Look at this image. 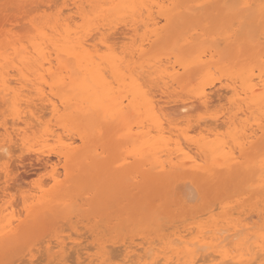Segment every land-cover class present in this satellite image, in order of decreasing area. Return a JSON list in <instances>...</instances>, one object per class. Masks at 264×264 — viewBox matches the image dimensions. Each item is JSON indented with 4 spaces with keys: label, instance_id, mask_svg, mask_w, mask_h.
<instances>
[{
    "label": "bare ground",
    "instance_id": "obj_1",
    "mask_svg": "<svg viewBox=\"0 0 264 264\" xmlns=\"http://www.w3.org/2000/svg\"><path fill=\"white\" fill-rule=\"evenodd\" d=\"M1 1L3 3L0 5L5 6L2 11L6 12V15L0 21V115L7 113V116L12 120L23 119L27 125L34 122L32 127L35 128L36 125L37 129L43 125L44 130H42L43 135L42 133L41 135L44 138L43 141L46 142L44 145H48V138L57 139L58 141L56 140L55 143L58 145L61 143L67 145L57 151L58 158L63 162L64 178L60 180L54 172V168L51 169L50 177L53 181V185L50 186L52 188L49 187L51 191L49 193L40 192L42 197L36 199L37 207H34L36 211L35 221H33L35 223L39 221L40 224L47 223V220L53 221V223L57 221L61 225L56 226L55 229L62 226L61 231H64L62 224L66 225V222L71 218L70 223L74 225L78 221L80 223V220L84 222L86 219H82L83 215L78 216L81 218L77 219L73 216V198L67 203L66 200L72 193H79L87 189L95 190L94 194L95 192L98 193L104 188V181L106 182L108 177H111L106 182V184L109 182V189L111 187L114 189L113 187L120 183L122 191L123 189L135 190L142 187L145 182L148 183L150 188L145 197L147 198L146 195L149 196V194L151 196L152 193L159 196L158 207L159 204L169 202V197H171L168 196L169 191H172L170 195L180 197V205L189 200L193 201L194 194L198 191L194 188L197 187L203 189V194L212 192H216L217 196L222 194L219 196L218 202L205 209L204 212L206 215L208 214V218L202 219L204 216L200 212L203 211V207L200 212L195 211L194 214L188 212L186 216H192L189 218L194 222L182 225L183 230H179L180 228L172 230L171 226L172 232L165 233V235L160 232V228L165 222L156 224V220L152 216L146 219L139 212L134 213L137 224V227L135 226L136 231L143 232L145 229L151 231L155 229L154 237L156 240L147 237L149 239L144 238L141 243L139 238L135 240L141 244L138 242L137 245L135 241V246L130 244L126 247L125 245L122 248L123 257L126 260L124 262L132 264H264V146L260 148V140L263 139V136L260 139L253 131L249 132L250 128L247 129L251 119L254 122L264 121V81L260 80L259 83H253L255 79L251 78L254 69L251 65L256 55H254L255 53L250 55L253 57H250L253 61L251 60L252 63H249V54L247 57L243 55L242 47L233 42L236 41L234 40L236 36L233 38L234 33L227 36L224 34L225 38L222 37L227 42V50L229 49L228 52H225L226 55L219 51L220 47H212L214 44L210 47L209 44L207 45L209 39L205 38V33L210 30L211 26L207 32L203 33L204 21H208L211 16L218 18L217 21H225L226 23L234 21L233 25L240 23L243 25L244 23L247 26V21L258 23L257 25L263 23L264 0H256L257 3L249 0L248 4L241 6H237L235 3L234 5L237 7L232 2L228 7L229 3L225 4L227 0H42L40 3L43 5L38 3L39 5L32 6L34 7L33 12H37L41 7H46L47 10H54V13L47 15L43 10L42 16L29 19L23 36H18L16 30L19 29H15L16 26L13 27L16 21L18 22L14 16V10L25 13L26 9L35 2L27 3L25 0ZM245 2L247 1L245 0ZM64 9L76 15L75 18L78 21L72 16H64ZM157 21H163L164 25L157 27L159 24ZM255 25L253 26L255 27ZM150 26L151 28L147 30ZM219 28V33L222 29H226L222 27L219 30ZM227 28L231 30L230 25ZM256 28L258 29V26ZM23 29H25V24ZM244 29L248 28L245 27ZM257 29L255 31L258 32ZM143 30L145 31L142 33ZM213 32L215 34V31ZM211 36L213 37L212 34ZM246 36L249 37L247 34ZM260 36L259 38L262 39ZM250 38H254L253 35H250ZM118 42L122 44L119 47ZM247 42L245 43L247 44ZM223 43H219V45L223 46ZM243 57L247 58V63L242 62L244 61ZM226 58L234 60L231 61L232 66L230 68L225 65ZM171 59L173 60L171 61ZM215 71L225 72L227 78L230 79L229 84L221 85L219 89L222 92L223 90L235 92L236 98L231 101L228 100V104L232 110L235 109V112L232 113L231 111L232 114L230 113V116H226L222 120L218 119L221 116L213 119L208 118L209 120L204 118L206 123L211 120V124L215 127H228L225 133L214 130L206 134L200 133L198 137L194 136L195 133H191L194 137L191 134L190 136L188 134L190 130L187 132V130L181 129L179 125L190 121L193 110L207 107L211 103L212 95L219 97L220 101L225 97H221L222 93L216 86L212 92L211 87L213 86L207 83L208 78ZM259 77L261 78V76ZM47 78L51 81L48 82ZM12 82H16V85L17 83L21 84L28 89L27 92L23 95L17 92L11 87ZM40 82L44 83L43 86H40ZM207 87L211 92L206 91ZM177 90L179 93L184 91L189 93L193 100L187 101L182 98ZM31 92H34V95ZM226 92L228 91L223 93ZM216 100L214 98L215 102ZM223 100L225 102V99ZM214 101L212 102L214 103ZM172 104L173 106H171ZM228 106L226 105L225 108ZM35 109L39 113L33 111ZM47 112L49 117L45 115ZM222 112L218 113L221 114ZM225 113L224 110L222 115ZM24 114L28 117H25ZM240 114L244 117H239ZM7 120L4 122L7 123ZM9 123L8 125L11 124ZM200 123L204 124L205 121H200ZM55 127L64 132L75 133L78 138L74 137L81 142L80 147L68 145L67 140V143L61 142V135L55 134ZM195 127L194 125L193 129ZM199 130L201 132L205 129ZM262 142L264 143V140ZM71 144L74 143L71 142ZM33 161L43 168L52 164L43 152H35ZM92 179L95 180L92 181ZM192 187L195 193L190 189ZM183 188H188L194 196H186L187 199L179 196ZM39 189H42L41 186ZM230 189L240 193L239 202L242 204L240 208L231 206L232 203L223 197V194L226 195ZM103 190L105 191V188ZM153 190L156 191L153 192ZM183 190V192L187 191ZM197 196L196 194V198H198ZM82 197L87 198L85 195ZM178 197L176 196V199ZM75 198V200L78 199ZM249 198L253 200L251 203H249ZM233 199L235 202L234 197ZM201 200L203 202V199ZM213 201H215V197H213ZM83 202L81 201V203ZM98 203L96 202V204ZM237 204L239 206V203ZM186 205L190 206V204ZM257 205L261 209H258ZM175 206L174 208H176ZM216 208L220 210L217 214L214 213ZM233 209L238 212L233 211ZM103 210L100 209L98 213L101 212V215H104L102 214ZM247 210L257 212V216L262 219L261 226L250 228L245 221L246 217L240 218L241 215L246 214ZM93 211L96 210L93 208ZM93 211L91 213L94 214ZM239 211H243L245 214L242 212L240 215ZM181 213L183 214V212ZM247 213H249L247 216L249 220V217H253L254 213L251 211ZM84 214L86 216L87 213ZM159 214L161 215V213ZM98 215L100 216V214ZM72 216L75 221L77 220V223L73 222ZM117 216L119 217V215ZM186 216L183 217V220L181 219V223L188 222L189 219L187 220ZM120 217H122L121 214ZM178 217H182L181 214ZM100 218L104 220L102 216ZM112 219L114 220V218ZM63 220L67 221L64 222ZM77 225H75L77 230H85L81 228L83 224L79 227ZM119 225L118 228L121 227ZM125 225L127 227L128 224ZM99 226L96 225V228ZM100 227L102 228V226ZM71 228L72 233L69 231V234L73 237L76 231H73V227ZM162 228L164 230V226ZM128 229L132 230V228ZM88 230L90 229L88 228ZM149 231L148 233L151 234L152 232ZM73 232L75 233L73 234ZM143 233L145 234V232ZM46 234L44 235L46 236ZM81 234V236L79 234L80 238L85 232H81ZM44 235L43 238H45ZM137 235L139 234L137 233ZM37 236L36 233V238ZM75 236L74 238H76ZM54 237L56 239L53 247L58 249L59 256L57 254L51 255L52 258L56 257L53 260L62 258L66 251L68 257L69 251H71L68 249L70 248L74 250V253L71 252V254H76L82 258V255L79 256L78 254H83L84 252L81 251L88 244L82 245L83 249H81V244L78 247L77 243L79 242L68 247L67 241L64 242L65 239H60L62 236L60 238ZM125 237L127 239V236ZM64 238L67 239L66 234ZM95 238L97 237L95 236ZM114 239L113 243L115 242ZM52 240L54 239L42 242L45 245L43 246L46 253L52 250V242H50ZM37 241L39 242V240ZM155 241L158 243L154 247ZM98 242H101L100 238ZM123 242L125 243L124 238ZM93 243L94 245L99 244ZM94 245L91 247L89 244L88 247L94 248ZM107 246L110 247L111 245L108 243V245L101 247L103 250L97 256V260L92 258L98 261L97 264H107L110 258L113 260L118 257V252L122 254L119 251L121 245L112 246L114 249L117 248L116 251L113 250V252L118 253L117 255L114 252L115 257L113 256L114 253L111 254L112 248ZM76 247L80 249H76ZM105 247L109 248V252ZM40 249L42 251L39 250L38 259L40 257V260L44 261L41 259L42 252H44L42 245ZM77 250H81V253ZM92 250L90 249V251ZM90 254L92 255V253ZM44 255L43 253V257ZM72 255L71 258L75 259ZM93 255L95 256V254ZM66 259L62 258L57 264H66ZM68 259L69 261L72 260L70 257ZM53 260L47 261V264L53 263ZM83 261L80 260L79 263L84 264ZM91 262L93 260L88 263Z\"/></svg>",
    "mask_w": 264,
    "mask_h": 264
},
{
    "label": "rangeland",
    "instance_id": "obj_2",
    "mask_svg": "<svg viewBox=\"0 0 264 264\" xmlns=\"http://www.w3.org/2000/svg\"><path fill=\"white\" fill-rule=\"evenodd\" d=\"M27 3H31V2H35L34 4H32V5H30L27 9H26V11H25V13H21L20 11H16V10H14L15 12H14V16H15V18L18 20V22L16 21V23L13 25V27H15L16 26V28L15 29H19V30H16V33L18 34V36H23L24 35V33H25V30H26V26H27V24H28V21H29V19H31V18H33V17H39V16H42L43 14H44V11L43 10H45V14H53L54 13V10H47V8L46 7H41L37 12H33V10H34V7H32V6H34V5H36V4H41L40 2L42 1V0H25ZM238 1L239 0H229V2H228V0L226 1V5H227V3H229V6L228 7H230V2H232L233 3V5L236 3V5L237 6H241V5H243V4H248L249 3V0H246L247 2H245V0L243 1V0H240L239 1V4H237L238 3ZM251 2L253 1V3L255 2V3H257L256 2V0H250ZM3 3V1H1L0 0V4H2ZM38 4V5H39ZM41 5H43V3L41 4ZM236 5H234V6H236ZM8 6H10V5H8ZM232 6V5H231ZM236 6V7H237ZM0 21H2L3 20V18L5 17V15H6V12H4V11H2L4 8H5V6H3V5H0ZM4 7V8H3ZM3 8V9H2ZM43 8V9H42ZM47 10V11H46ZM65 10V11H64ZM63 10V15L65 16H72V17H74V19L75 20H77L78 21V19L77 18H75L76 17V15H74L73 13H69L68 12V10L67 9H64ZM66 13V14H65ZM25 14V15H24ZM24 15V16H23ZM213 16H211L209 19H208V21H204V24H205V26L203 27V33L204 32H207L208 30H209V27H210V30L207 32V33H205V38H207V40H208V43H207V45L210 47V45L212 46L213 44V46L212 47H220L219 48V51H221V52H223L225 55H226V53L225 52H228V50H227V48H226V43L227 42H225L224 41V39L223 38H225L224 36L226 35H232L233 33V38H234V40H236V41H233V42H235V44H237L239 47L241 46L242 48V50H243V55H245L246 57L248 56L247 54H249V59L250 60H248L249 61V63H252V61H253V64L251 65L252 66V68L254 69L253 70V76H252V78L251 79H255V81H253V83H259V81L260 80H263L264 81V78H262V77H264V40H262L263 38H264V22L263 23H261V24H259V25H257L258 23H254V22H252V21H247L246 22V24H247V26L243 23V25L241 24V26H240V24H236V23H234V24H236V25H233L232 23L234 22V21H230V22H228V23H226L225 21H217V19L218 18H215V17H213ZM210 19H212L211 21H210ZM159 21H157V23H158ZM206 22H207V24H206ZM27 23V24H26ZM250 23V24H249ZM256 24L255 25V27L253 26L254 24ZM24 24H25V29H23L24 28ZM162 24L164 25V22L163 21H160L159 22V24L157 25V27H159L160 25L162 26ZM209 24V25H208ZM232 24V25H231ZM251 24H253V25H251ZM20 25V26H19ZM229 25H230V28H231V30H229L227 27H229ZM245 25V26H244ZM249 25V26H248ZM251 25V26H250ZM19 26V27H18ZM160 26V27H161ZM241 28H240V27ZM244 26V27H243ZM254 28H253V27ZM256 26H258V29L256 28ZM12 27V28H13ZM219 27H221V28H219ZM222 27L223 28H226V29H222ZM245 27H247L248 29H244ZM251 27V28H250ZM9 28V27H8ZM151 28V26L149 27V28H147V30H149ZM218 28H219V30H221V33H222V35H221V33H219V31H218ZM233 28H234V31H232L233 30ZM250 28V29H249ZM10 29V28H9ZM14 29V28H13ZM255 29H257L258 30V32L257 31H255ZM205 30V31H204ZM217 30V31H216ZM227 30H228V32H227ZM239 30V31H238ZM241 30V31H240ZM15 31V30H14ZM145 30H143L142 31V33L144 32ZM213 31H215V34H214V32ZM225 31V33H223ZM248 32H250V33H248ZM255 32V33H254ZM217 33H218V35H217ZM232 33V34H231ZM207 34V35H206ZM211 34L213 35V37L211 36ZM225 34V35H224ZM237 34V35H236ZM246 34L247 35H249V37H247L246 36ZM254 34H256V35H254ZM209 35V36H208ZM224 35V36H223ZM250 35H253V37L254 38H250ZM259 35H261L260 37H262V39L261 38H259ZM223 37V38H222ZM247 37V38H246ZM217 38H218V40H217ZM250 40H249V39ZM212 39H214V40H212ZM220 39H222V40H220ZM251 39H253V40H251ZM260 39V40H259ZM210 40H212V41H210ZM216 40V41H215ZM220 40V41H219ZM245 40V41H244ZM247 40H249V42H247ZM223 41H224V43H223ZM253 41V42H252ZM217 42V43H216ZM237 42V43H236ZM244 42V43H243ZM245 42H247V44L245 43ZM219 43H223L222 45L223 46H220L219 45ZM252 43H254V44H252ZM218 44V45H217ZM246 45V46H244L245 47V49H244V47L242 46V45ZM122 44H120L119 42H118V47L119 46H121ZM217 45V46H216ZM247 45H250V46H247ZM255 47H254V46ZM207 47V46H206ZM247 47V48H246ZM253 47H254V49H253ZM221 49V50H220ZM226 49V50H225ZM260 49H262L261 51H263L262 53H263V55H262V53H257V52H261L260 51ZM249 50V52H247ZM253 50V51H252ZM253 53H255L254 55H258L257 56V58H256V56H255V59H251V58H253V57H251L250 55L251 54H253ZM259 54H261V55H259ZM246 57H243V59H244V61H242L243 63L244 62H246L247 60V58ZM251 57V58H250ZM173 59H171V61H172ZM226 60L227 61H225V65L228 67L229 66V68H230V66H232L231 65V61H234L233 59H231V58H226ZM252 60V61H251ZM255 60H256V63H255ZM260 60V61H259ZM247 61V62H248ZM259 61V62H258ZM246 62V63H247ZM227 63V64H226ZM262 63V64H261ZM260 64V65H259ZM262 65V66H261ZM257 66V67H256ZM259 66V67H258ZM261 66V67H260ZM251 68V67H250ZM258 69H260V70H258ZM216 73V74H215ZM215 73L213 74V75H211L209 78H208V80H207V83H209L210 84V86H213V87H211L212 89H211V91L212 90H214L215 89V87L214 86H216L217 87V89L218 90H220L219 88H220V86L221 85H226V84H229L230 82V79L229 78H227V76H226V73L225 72H218V71H215ZM218 74V75H217ZM220 74H221V76H220ZM217 75V76H216ZM259 76H261V78L259 77ZM48 80V82H50L51 80L49 79V78H47ZM224 80V82H223V80ZM225 81H227L226 83H225ZM220 82V83H219ZM12 83H13V85H12ZM11 84H10V86L14 89V90H16L17 92H20L22 95L23 94H25L26 92H27V88H25V87H23L21 84H19V83H17V85L15 84L16 82H12ZM43 82L41 83L40 82V86H43ZM218 85V86H217ZM208 87H209V85H208ZM208 87L206 88V91L207 92H211L210 91V89H208ZM47 89V88H46ZM54 89V88H53ZM208 89V90H207ZM25 90V91H24ZM223 90V89H222ZM47 91H48V89H47ZM224 91H228V92H226L225 94L223 93ZM54 92H55V89H54ZM213 92V91H212ZM223 92L220 90V93H222L221 94V97H224L223 99H225V102H224V100L222 99L221 101L219 100V97H215V95H214V97H213V95L211 96V103H209L208 105H207V107L210 105H213V106H209V108H207V107H202V109H199V108H197V109H195V110H193L194 112L191 114V116H190V121L189 122H185V123H182V124H180L179 126L181 127V129H183V130H187V132H188V134L190 135L191 133H195L194 134V136L195 137H198L199 135L198 134H200V133H204V134H206V133H208V132H213L214 130H217L218 132H222V133H225L226 132V130H227V128L228 127H226V126H222V127H220V126H217V127H215L214 125H212L211 124V120L209 121V122H207L206 123V120L209 118V119H213V118H218L219 116H221V118L219 117L218 119H223L224 117H226V116H230L232 113H234L235 112V109H231V106L228 104V100L229 101H231V100H233V99H235L236 98V96H235V92L234 91H231V90H223ZM177 93L182 97V98H184V99H186L187 101H189V100H193L191 97H192V95L190 96V94L189 93H186L185 91L184 92H182V93H179V90H177ZM31 94L32 95H34V92H31ZM213 94V93H212ZM228 98H227V97ZM157 97L159 98V95H157ZM214 98L215 99H217L216 100V102L214 101ZM213 99V100H212ZM227 99V100H226ZM219 100V101H218ZM212 101H214V103L212 102ZM225 103V104H224ZM217 106H216V105ZM224 104V105H223ZM228 106V107H226L225 108V106ZM171 106H173V104L171 105ZM216 106V107H215ZM200 107V108H201ZM213 107V108H212ZM223 108H224V110H225V114H223L222 115V113L224 112V110H223ZM33 109V108H32ZM199 109V110H198ZM215 109V110H214ZM228 109V110H227ZM198 110V111H197ZM222 110H223V112H222ZM33 111H35V112H38V111H36V109L35 110H33ZM222 112L221 114L220 113H218V112ZM231 111H232V113H231ZM46 112V111H45ZM39 113V112H38ZM231 113V114H230ZM25 115V114H24ZM39 115V114H38ZM41 115V114H40ZM46 116H48L49 117V114H48V112L45 114ZM241 115V114H240ZM239 115V117H244V116H240ZM25 117H28L27 115H25ZM43 117H45V116H43ZM5 118H6V120H7V123H5L4 121H6L5 120ZM203 118V119H202ZM204 118H206V120H204ZM45 119H46V117H45ZM49 119V118H48ZM208 119V120H209ZM11 121V122H10ZM200 121H205V123L204 124H201L200 123ZM0 264H47V261H49V260H53V258H56V257H53L52 258V256L55 254H59L58 253V249L57 248H55V247H53V246H55V237L54 236H56V237H61L60 239H65V241L64 242H66L67 241V246L68 247H72L73 245H74V243L75 242H79V243H77L78 244V247H79V244H81V246L83 245V246H85V245H91V247L94 245V243L93 242H95V244L96 243H99V244H96L97 245V247H96V245H94V248H90V247H88V245H87V247H88V249L86 250V248L87 247H83L82 246V248L81 249H83V251H81V250H77L78 252H84L83 254L81 253V254H78L79 256H81L82 255V258H80V257H78L76 254H73L74 253V250H72V248H70V249H68V250H71V251H69V253L70 254H68V257H70V260L72 259L71 258V255L73 256V258H75V259H72V260H74V261H69V259H68V257H67V251L63 254V256H62V258H67L66 259V264H70V262H71V264L73 263V264H80L79 263V261L81 260V261H83L84 260V258H85V261H83V263L84 264H87L88 262H90L91 260H93V262H91V263H88V264H97L98 263V261H95L94 259H92V258H96V260H97V256L98 255H100L101 253H102V250H103V248H101V247H104V245H108V243H109V245H111L110 247L112 248L111 250V254L113 255V253L117 250V248H113L112 246L113 245H115L114 247H116L117 245L118 246H120L121 245V247H119V248H121L119 251H121L122 252V254H120V252H118L119 253V255H121L120 257H119V255H118V253H116L117 255H118V257H119V259H121L120 261H126L125 259H124V257H123V251H122V248H124L125 247V245H126V247H127V245H134L135 246V241H136V243H137V245H138V242L140 241L141 243L143 242L142 241V239H146L147 237H150V238H154V240H156L155 239V237H154V231H155V229L154 230H144L143 232H145V234L142 232V231H136V227H137V224H136V220H135V214L134 213H136V212H139L140 213V215H142L143 217H146V219H149V218H151V216H152V218H154V220H156L155 221V223L156 224H162L163 222H165V223H163L164 225V230H162L163 228V226H161V231L160 232H162L163 234H169V233H171L172 232V230H178V228H180L179 230H183V226L182 225H185V224H188V223H193L194 222V220H190L191 218H189V217H192V216H189V215H187L186 216V214H188V212L189 213H191V212H193L192 214H194L195 213V211L197 212V211H202V209H203V211L202 212H200V214H202L204 217H202V219H204V220H206L207 218H208V214L206 215V212H204L205 211V209L207 208V207H209L210 205H212V204H215L216 202H218V200L220 199V197L219 196H221V195H219V196H217L216 195V192H212V193H207V194H203L202 193V188H197V187H195L194 189L197 191V197L198 198H196V194H194V195H192V193H191V191L188 189V188H183V189H185V191L186 192H183L184 190L182 189L181 190V194H179V196H181L182 198H186V196H194L193 198L195 199V204H194V199H193V201H187L185 204L183 203V204H181L180 205V203H179V198L180 197H178V195H170L171 194V192L172 191H169V195L168 196H173L172 198L171 197H169V202H166L165 204L163 203V204H159V207H158V204L157 203H160V197L159 196H155V194L154 193H152L151 194V196H150V194H149V196L148 195H146L147 196V198L145 197V194H146V192H147V190L150 188L149 187V184L148 183H146L145 182V184H143V186L142 187H140V188H138V189H128V190H124L123 189V191L120 189L121 188V186L119 185L120 183H118V186H114L113 188L114 189H112V187H111V189L113 190H111V189H109L110 187V185H109V182L106 184V182L107 181H109L110 179H111V177L109 178H106V182L104 181V184H103V187L105 188V191L103 190H100L98 193L97 192H95V194L93 193L95 190H92V189H87V190H83V191H81V192H79V193H72L71 195H70V197L66 200V203H67V201L68 202H70V199H71V201H72V198H73V201H72V203H73V210H74V213H73V216H75V218L77 219V218H81V217H78V216H81V215H83V220H85L84 222H82V220H80V223H79V221H78V223H77V220L75 221L74 220V217H73V222L74 223H77V224H75V225H77L78 227H79V225L81 224L83 227H81V228H84L85 230L84 231H82V229L81 230H77L76 228H75V225L73 224V223H70L71 221H72V218H71V220H69L68 222H66L67 220H63L64 222H66L67 224L65 225L64 223H63V221H62V225H63V228H64V231H61V227L62 226H59L58 227V229L56 228L55 229V227L56 226H58V225H61L60 223H57V221L56 222H54L53 223V221L52 222H50V221H48L47 220V223L46 222H44L43 224H40V222L39 221H37L36 223L34 222L35 221V217H34V215H35V211H36V209L34 208L35 206L37 207V200L40 198L41 199V194H40V192L42 191H46V192H50L51 191V189H49V187L50 186H52L53 185V181L51 180V177H50V175H51V169L52 168H54V172L56 173V175L58 176V178L61 180V179H63L64 178V176H63V174H64V169H63V162L61 161V159H59L58 158V155H57V151L61 148V147H63V146H65V145H63L62 143L61 144H57V143H55L56 142V140L57 139H54V138H48V145H44V143H46V142H44L43 141V137H42V135H43V131L42 130H44L43 128H44V126L43 125H41L42 126V128L40 129V127L37 129L36 128V125H35V128L34 127H32V123H34V122H30V124L29 125H27V124H25L26 123V121L25 120H23V119H19V120H12L9 116H7V113L5 114V115H0ZM11 124H10V123ZM19 122V124H17ZM199 122V123H198ZM264 121L263 120H261V121H258V122H254L253 121V119H251V121H249V127L247 128V129H249L250 128V130H249V132H252L253 131V133H256V135L260 138V139H262V136H263V139L262 140H260V148H262L263 146H264V143L262 142L263 140H264V132H262V131H264V123H263ZM8 123L10 124V125H8ZM16 123V124H15ZM194 123V124H193ZM210 123V124H209ZM13 124H15V125H13ZM199 124H201V125H199ZM257 124V125H256ZM262 124V125H261ZM195 125L196 127H197V130H195L196 129V127H195V129H193V126ZM206 125V126H205ZM253 125V126H252ZM38 126V125H37ZM215 127V128H214ZM219 127V128H218ZM258 128V129H256V128ZM190 128H192V129H190ZM253 130H252V129ZM262 128V129H261ZM39 129H40V131H39ZM55 130H56V135H61L60 136V140H61V142L62 141H64V142H66V140L68 141V145H70V146H72V147H80V145H81V142H80V140H78L77 138V136L75 135V133H72V132H64V131H62L60 128H58V127H55L54 128ZM199 129H205L204 131H202L201 130V132H200V130ZM255 129V130H254ZM195 130V131H194ZM193 131V132H192ZM197 131V132H196ZM41 133H42V135H41ZM65 133V134H64ZM197 133V134H196ZM193 134H191L192 136H193ZM71 135V136H70ZM190 135V136H191ZM67 136H70V137H67ZM74 136H76V137H74ZM193 136V137H194ZM261 136V137H260ZM64 137V138H63ZM63 139V140H62ZM50 141V142H49ZM58 141V140H57ZM69 141H71V142H73L74 144H71V142L69 143ZM60 143V142H59ZM67 146V145H66ZM35 152H43V154L45 155V157L46 158H48V159H50L51 160V166H49V165H47L46 166V168H43V167H40L35 161H33V157H34V153ZM31 159V160H30ZM95 179H92V181H94ZM39 186H41V188L42 189H39ZM43 186H46V187H43ZM106 187H108L107 189H106ZM48 189V190H46V189ZM50 188H52V187H50ZM116 188V189H115ZM45 189V190H44ZM190 189H192L194 192L193 193H195V190L193 189V187L192 188H190ZM190 191V193H187V192H189ZM88 191H89V193H88ZM106 191H108V192H106ZM116 191V192H115ZM125 195H123L121 192ZM154 191H156V190H153V192ZM233 191V192H232ZM91 192V193H90ZM183 192V193H182ZM235 192V193H234ZM105 193V194H104ZM185 193V195H182V194H184ZM186 193H187V195H186ZM238 192L236 191V190H234V189H230V190H228L227 192H226V195H225V193L223 194V197H225L226 198V200L228 199V201L229 202H231L232 204H231V206H233V207H235V206H237V207H235V208H240V206L242 205L240 202H239V199H241V195H240V193H238ZM43 194V193H42ZM118 194V195H117ZM40 195V196H39ZM87 196V198H88V200H87V198L86 197H82V196ZM89 195V196H88ZM104 195V196H103ZM122 195V196H121ZM132 195V196H131ZM176 196L178 197L177 199H176ZM75 197H77L78 199L77 200H75L76 198ZM80 197V198H79ZM82 197V198H81ZM116 197V198H115ZM123 197V198H122ZM200 197V198H199ZM213 197H215V201H213ZM233 197L235 198V202H233ZM174 198V199H173ZM188 198V197H187ZM186 198V199H187ZM230 198V199H229ZM232 198V199H231ZM37 199V200H36ZM81 199V200H80ZM82 199H84V200H82ZM118 199V200H117ZM196 199H198V200H196ZM201 199H203V202H202V200ZM251 198H249V203H251L253 200H250ZM206 200H208V201H206ZM81 201L83 202H86V203H81ZM88 201V202H87ZM96 202L99 204H96ZM118 202V203H117ZM174 202V203H173ZM189 202V203H188ZM197 202V203H196ZM208 202V203H207ZM214 202V203H213ZM80 203V204H79ZM103 203V204H102ZM122 203H124V204H122ZM149 203V204H148ZM204 203V204H203ZM233 203H235V204H233ZM237 203H239V206H238V204ZM75 204V205H74ZM77 204V205H76ZM84 204V205H83ZM85 204H87L86 206H85ZM105 204V205H104ZM186 204H190V206L188 207ZM244 204V203H243ZM78 205H80V206H78ZM95 205H96V207H95ZM176 205V206H175ZM183 205V206H182ZM205 207H204V206ZM84 206V207H83ZM92 206H94V207H92V210H90L91 209V207ZM122 206V207H121ZM174 206L176 207V208H174ZM178 206H180L179 208H178ZM191 206H193V208H191ZM199 206V207H198ZM78 207V208H77ZM80 207V208H79ZM87 207V209H84V208H86ZM101 207V208H100ZM116 207V208H115ZM120 209H119V208ZM128 207V208H127ZM163 207V208H162ZM181 207H182V209H181ZM184 207V208H183ZM203 207V208H202ZM33 208H34V210H33ZM83 208V209H82ZM89 208V209H88ZM93 208H94V210H96V211H93ZM144 208V209H143ZM161 208V209H160ZM173 208V209H172ZM188 208V209H187ZM195 208H197V209H195ZM257 208L258 209H261V207H259L258 205H257ZM100 209L101 210H103V211H105L104 213H103V211H102V214H104V215H101V212H99L98 213V211H100ZM116 209V210H115ZM119 209V210H118ZM159 209H160V211H159ZM179 209V210H178ZM187 211H186V210ZM217 209H219V208H216V210H215V212L214 213H219V211L220 210H217ZM128 210V211H127ZM145 210V211H144ZM156 210V211H155ZM181 210V211H180ZM246 210V209H245ZM244 210V211H245ZM94 212V214L93 213H91V212ZM125 211V212H124ZM127 211V212H126ZM143 211V212H142ZM150 211V212H149ZM158 211V212H157ZM177 211H179V212H177ZM233 211H236V212H238L237 210H235V209H233ZM251 211V213H254V211L253 210H247L246 211V214H245V212H243V211H239L240 212V215L242 214V212L245 214V215H241L240 216V218L241 219H244L245 217V221L249 224V227L250 228H257V227H259V226H261V224H262V219L260 218V217H258L257 216V212H255L254 213V215H253V217L254 216H256V217H252L251 216V213H250V216L251 217H249V220H248V218H247V216L249 215V213H247V212H250ZM89 212V213H88ZM117 212H119V213H117ZM157 212V213H156ZM164 212H165V214H164ZM181 212H183V214L181 213ZM186 212V213H185ZM260 212V211H259ZM258 212V214H260ZM84 213H87L86 214V216H85V214ZM90 213H91V215H90ZM96 213H98V214H100V216L97 214V215H95ZM151 213V214H150ZM152 213H154L153 215H152ZM159 213H161V215L159 214ZM170 213H171V215H170ZM175 213V214H174ZM120 214H121V216L122 217H120ZM130 214V215H129ZM158 214V215H157ZM163 214V215H162ZM168 214H169V216H168ZM181 214V216L182 217H178L179 215ZM205 214V215H204ZM95 215V216H94ZM114 215H115V217H114ZM117 215H119V217L117 216ZM125 215V216H124ZM132 215V216H131ZM166 215V216H165ZM178 215V216H177ZM99 216V217H98ZM102 216V218H104V220H102L100 217ZM106 216H107V218H106ZM165 216V217H164ZM178 218H177V217ZM184 216H186L185 218L188 220V222L186 221L185 223H181V221L183 220V217ZM90 217H93V218H90ZM97 217V221L95 220V218ZM125 217H127V218H125ZM129 217V218H128ZM131 217V218H130ZM112 218H114V220L112 219ZM116 218V219H115ZM156 218V219H155ZM158 218V219H157ZM164 220H163V219ZM175 218V219H174ZM257 218V219H256ZM93 219V220H92ZM111 219H112V221H111ZM119 219V220H118ZM125 219V220H124ZM131 219V220H130ZM160 219H162V220H160ZM169 219H171V220H169ZM174 219V220H173ZM176 219H178V220H176ZM182 219V220H181ZM34 220V221H33ZM79 220V219H78ZM88 220V221H87ZM106 220V221H105ZM116 220V221H115ZM165 220H168V221H165ZM175 220L178 222L177 224H176V222H175ZM251 220V221H250ZM93 221H96L95 223L93 222ZM125 222V224H128L127 225V227H126V225L124 224V222ZM130 223V221H132L130 224L128 223V222ZM161 221V222H160ZM197 221V219L195 220V222ZM259 221V222H258ZM61 222V221H60ZM94 224H93V223ZM113 222V223H112ZM114 222H117V223H115L114 224ZM180 222V223H179ZM252 222V223H251ZM49 223V224H48ZM85 223V224H84ZM92 223V224H91ZM110 223V224H109ZM112 223V224H111ZM135 223V224H134ZM72 224V225H71ZM88 224V225H87ZM102 224V225H101ZM120 224V225H119ZM125 226H124V225ZM131 224H133L131 227H129ZM156 224H155V226H156ZM168 225L169 226V229H168V226H166V225ZM172 224V225H171ZM180 224H181V226H180ZM254 224V225H253ZM70 225H71V227H73V231L75 230L76 231V234H74L75 232H73V234L74 235H76L75 237L76 238H74V235H73V237H71L72 235H70L69 234V231L72 229L71 227H70ZM80 225V226H81ZM87 225V226H86ZM96 225L98 226V225H100V226H102V228H103V230H102V228L100 227H97L96 228ZM118 225L119 226H121V227H119L118 228ZM123 225V226H122ZM154 225V224H153ZM173 225H174V227H173ZM64 226H67L66 228L64 227ZM105 226V227H104ZM108 226H110V227H108ZM111 226H112V228H111ZM136 226V227H135ZM172 226V227H171ZM252 226V227H251ZM71 229H70V228ZM106 227H107V229H106ZM173 228L172 230H171V228ZM177 227V228H176ZM88 228L90 229V230H88ZM108 228H111V229H113V230H109ZM116 228V229H115ZM124 230L125 228L127 229H125L124 231L122 230V229ZM128 228H132V230H129ZM168 230H167V229ZM92 229V230H91ZM115 229V230H114ZM120 229V230H119ZM151 229H153V227H151ZM165 229H166V231H165ZM66 230V231H65ZM68 230V231H67ZM99 230V231H98ZM108 230V231H107ZM119 230V231H118ZM159 230V229H158ZM35 231H36V233H37V238H36V233H35ZM51 231V232H50ZM72 231V230H71ZM70 231V232H71ZM93 231H94V233H93ZM113 231V232H112ZM127 233H126V232ZM148 231L149 232H152L151 234L150 233H148ZM164 231V232H163ZM49 232V233H48ZM56 234H55V233ZM78 232H79V234H80V236L82 235L81 234V232H85V234L82 236V237H84L83 239H82V237L80 238V236H79V234H78ZM98 232V233H97ZM105 232V233H104ZM115 232V233H114ZM117 232V233H116ZM119 232V233H118ZM122 232H123V234H122ZM131 234H129V233ZM139 234V235H137V233ZM140 232H142V234H140ZM45 233H47L46 234V236L44 235ZM52 233V234H51ZM72 233V232H71ZM89 233H90V236H89ZM104 233V234H103ZM109 233V234H108ZM113 233H114V235H113ZM126 233V234H125ZM134 233H136L135 235H134ZM49 234V235H48ZM51 234V235H50ZM53 234H55L54 236H53ZM58 234H60L61 236H59ZM65 234H66V237H67V239L66 238H64L65 237ZM95 234V235H94ZM105 234H108V235H105ZM122 234V235H121ZM129 234V235H128ZM146 234H148V235H146ZM165 234V235H166ZM43 235H44V237L45 238H43ZM63 235H64V237H63ZM67 235H69V236H67ZM77 235H78V237H77ZM93 235V236H92ZM116 235H118V236H116ZM140 235H144V236H140ZM146 235V236H145ZM48 236V237H47ZM87 236H89L88 238H86ZM95 236L97 237V238H95ZM101 236V237H100ZM103 236V237H102ZM115 237V239H114V237ZM125 236H127V239H128V241H127V239H125L126 237ZM134 236V237H133ZM40 237H41V239H43L41 242H40ZM47 237V238H46ZM50 237V238H49ZM121 237H122V239H121ZM132 239H131V238ZM142 237V238H141ZM99 238H100V241L101 242H98L99 241ZM123 238H124V240H125V243L123 242ZM140 238V240L138 241V240H135V239H139ZM39 240V242L37 241V240ZM47 239V240H46ZM51 239H54V240H52V241H50V242H52L51 243V245H52V250H50L49 252H47L46 253V249H45V245H44V243H42V242H46V241H49V240H51ZM76 239H77V241H76ZM87 239V240H86ZM113 239H114V243H113ZM121 239V240H120ZM131 239V240H130ZM147 239H149V238H147ZM45 240V241H44ZM80 240H82V241H84V240H86V241H84L83 243H80V242H82V241H80ZM93 240V241H92ZM106 242H105V241ZM111 240V241H110ZM72 242V243H69V242ZM91 241H92V244H91ZM107 241H109V242H107ZM123 242V244H122V242ZM130 241H132V242H130ZM117 242V243H116ZM130 242V243H129ZM139 242V244H141ZM38 243V244H37ZM39 243H41V244H39ZM69 243V244H68ZM86 243V244H85ZM101 243V244H100ZM105 243V244H104ZM112 243V244H111ZM157 243L158 242H156L155 241V243L153 244V246L155 247V246H157ZM34 244H37V245H34ZM66 244V243H65ZM85 244V245H84ZM102 244H104V245H102ZM156 244V245H155ZM42 245V247L44 248L43 249V251L44 252H42V258L41 259H44V261H42V260H40V257H39V259H38V256H39V250L40 251H42L41 249H40V246ZM44 245V246H43ZM50 245V246H51ZM70 245V246H69ZM38 247V248H37ZM78 247H76V249L78 248ZM107 247H109V246H107ZM109 247V248H110ZM93 249L92 251H90V249ZM106 248V247H105ZM109 248H106L107 250H108V252H109ZM73 249H74V247H73ZM78 249H80V248H78ZM55 250V251H54ZM113 250H115L114 252H113ZM71 252H73L72 254H71ZM100 252V253H99ZM43 253L45 254L44 255V257H43ZM89 253H92V255L93 254H95V256L93 255V257H92V255L90 254L89 255ZM114 253V257L116 256V254ZM50 254V255H49ZM110 254V255H111ZM52 255V256H51ZM54 255V256H55ZM70 255V256H69ZM87 255V256H86ZM112 255H111V257H112ZM59 256V255H58ZM57 256V257H58ZM66 256V257H65ZM47 257H48V259H47ZM84 257V258H83ZM118 257H116V258H112L113 260H111V258H110V261H108L107 262V264H123V262H120V261H118L119 259H117ZM61 258V257H60ZM59 258V260H61ZM79 260H78V259ZM90 258V259H89ZM56 260V261H55ZM58 259H54L53 260V263H51V264H57V263H59L60 261H59ZM76 260V261H75ZM78 260V261H77ZM89 260V261H88ZM68 261V262H67ZM54 262H56V263H54ZM97 262V263H96ZM50 263V262H49ZM61 264V263H60ZM63 264V263H62ZM124 264H132V263H130V262H124ZM134 264V263H133Z\"/></svg>",
    "mask_w": 264,
    "mask_h": 264
}]
</instances>
